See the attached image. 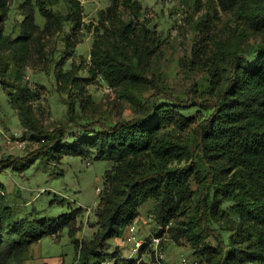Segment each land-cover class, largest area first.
<instances>
[{
	"label": "trees",
	"instance_id": "trees-1",
	"mask_svg": "<svg viewBox=\"0 0 264 264\" xmlns=\"http://www.w3.org/2000/svg\"><path fill=\"white\" fill-rule=\"evenodd\" d=\"M112 5L101 11L104 32L94 41L89 71L92 76H103L113 87L140 77L136 59L150 45L149 28H140L128 22L121 6L136 12L142 5L138 0H111ZM224 10H235L244 22L256 31L264 30V0H218ZM9 0H0V45L14 48L17 62H25L31 51L33 34L40 32L36 12L46 18L49 30H61L67 21L81 25L80 0H71L68 13L57 11L53 0H26L22 4V35L14 40L3 34L1 22L8 12ZM68 47L72 44L67 37ZM202 47L199 53H207ZM222 74H215L211 92L202 98L197 88L188 98L173 95L157 86L156 92L140 102V112L131 118H122L113 124L97 120L79 124L75 104L70 102L69 113L81 131L72 133L73 126L60 124L47 130L33 116L26 104V90L10 81L8 64L0 51V79L13 85L20 97L24 119L35 129L33 136L39 145L26 155H8L0 160V169L25 171L38 160L49 163L52 158L65 155H83L84 146L96 152L97 160L117 163L109 170V186L105 187L99 202L100 228L90 241L77 242L75 264H119L125 262L118 252H107L109 239L122 237L129 225L137 220L148 198L157 199V217L164 225L175 219L182 205L194 199L192 213L185 231L193 247L200 250L197 258L206 264H264V39L249 47L226 50ZM53 61V58L52 60ZM63 62V59H62ZM57 79L63 89L74 86L86 91V81L77 68L59 69ZM157 94L170 101L155 102ZM199 106L208 111L197 119L182 111ZM171 125L190 128L193 143L171 140L163 130ZM90 135V136H89ZM208 170L200 178L199 188L192 181L198 166ZM0 182V264H26L33 244L45 236L56 235L68 228L74 236L76 220L81 207L58 219H30L18 217L9 204ZM229 205L233 215L221 208ZM224 219L221 228L214 220ZM229 232L228 238L223 234ZM163 229L157 236L163 235ZM189 231V232H186ZM212 240H209L210 238ZM143 245L140 254L146 251ZM199 247V248H197ZM130 259V258H129ZM135 264H150L144 260ZM96 262V263H95Z\"/></svg>",
	"mask_w": 264,
	"mask_h": 264
},
{
	"label": "rangeland",
	"instance_id": "rangeland-1",
	"mask_svg": "<svg viewBox=\"0 0 264 264\" xmlns=\"http://www.w3.org/2000/svg\"><path fill=\"white\" fill-rule=\"evenodd\" d=\"M26 0H9L8 12L1 22L3 34L16 39L22 35L21 21L24 18L22 4ZM141 11L123 7L121 10L128 22L137 27L149 28L150 46L136 59L140 77L131 79L121 87H113L103 76H92L89 71L94 41L104 32L101 11L112 5L111 0H80L81 25L67 21L59 30H49L46 18L36 12V22L40 32L33 34L31 51L25 62H17L14 48L9 44L0 45V51L8 64L10 81L26 90L25 101L33 116L45 129L51 130L60 124H71L73 128L68 140L72 143V133L81 131L70 113V102L75 104L76 121L88 124L102 120L113 124L122 118H131L140 112V102L157 90H167L173 95L188 98L195 88L202 98L210 95L211 82L215 74H222L226 50L244 47L264 39V30L256 31L244 22L235 10H224L218 0H138ZM35 4L36 0H32ZM57 11L68 13L73 8L71 0H53ZM69 37L70 47L66 43ZM207 47V53H199ZM53 58V61H51ZM63 59V62H62ZM77 68L80 78L86 81V91L74 86L63 89L57 79L59 69ZM13 85H6L0 79V160L8 155H26L39 145L34 138L35 129L24 119L20 102ZM155 102L170 101L165 95L157 94ZM193 119L208 111L195 106L182 111ZM23 136L26 146L18 147L15 133ZM83 136L87 133L82 132ZM163 135L171 140L191 141L190 128L171 125L163 130ZM90 136V135H89ZM96 152L84 146L83 155H65L62 159L52 158L49 163L38 160L25 171L11 168L0 169V182L9 204L18 217L30 219H58L60 216L81 207L74 236L68 228L56 235L45 236L33 244L26 264H75L77 262V242L92 240L97 234L100 196L109 186L107 173L117 163L97 160ZM208 170L207 165L198 166L193 175V187L199 188V181ZM194 199L184 203L175 219L164 225L157 217V199L148 198L141 216L132 224L139 238L157 236L163 231L160 250L168 264H182V258L197 259L200 250L193 247L185 231L189 214L192 213ZM232 216L229 205H223ZM224 219L214 220L213 226L221 228ZM225 231V230H224ZM189 232V231H186ZM228 238L229 232L223 233ZM209 240H213L211 237ZM107 252H118L126 259L119 264H135L131 244L120 237L109 239ZM199 248V247H197ZM130 258V259H129ZM142 260L153 264L157 254L153 248L141 254ZM96 263V262H95ZM255 264V263H248Z\"/></svg>",
	"mask_w": 264,
	"mask_h": 264
},
{
	"label": "built area",
	"instance_id": "built-area-1",
	"mask_svg": "<svg viewBox=\"0 0 264 264\" xmlns=\"http://www.w3.org/2000/svg\"><path fill=\"white\" fill-rule=\"evenodd\" d=\"M15 142L17 143L18 147L24 148L26 146L25 140L22 135L19 133H15L14 137ZM162 237L163 236H153L151 238L142 239L139 238L136 234V227L134 224H131L127 227L125 234L120 237V239L124 243L131 244V250L134 255H136V262L140 263L141 258V248L143 245L148 244L146 250L153 248L157 254V260L153 264H168L165 262V254L163 251L160 250V246L162 245ZM114 262H110L113 264ZM101 264H109L103 262ZM182 264H206L205 262H201L199 259H189V258H182Z\"/></svg>",
	"mask_w": 264,
	"mask_h": 264
}]
</instances>
